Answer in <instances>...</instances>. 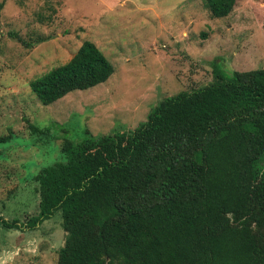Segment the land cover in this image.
<instances>
[{"label":"trees","instance_id":"obj_1","mask_svg":"<svg viewBox=\"0 0 264 264\" xmlns=\"http://www.w3.org/2000/svg\"><path fill=\"white\" fill-rule=\"evenodd\" d=\"M202 2L220 18L236 0ZM113 71L85 40L29 87L48 105ZM28 126L34 138L50 132ZM60 149L64 160L34 176L38 212L2 221L33 229L59 211L56 264H264V68L215 64L211 82L163 97L134 129L65 138Z\"/></svg>","mask_w":264,"mask_h":264},{"label":"rangeland","instance_id":"obj_2","mask_svg":"<svg viewBox=\"0 0 264 264\" xmlns=\"http://www.w3.org/2000/svg\"><path fill=\"white\" fill-rule=\"evenodd\" d=\"M1 1L0 134L11 129L13 136L0 145V264L57 263L65 239L59 211L33 229L2 221L21 224L38 212L34 176L64 160L62 139L134 129L163 97L211 82L215 64L264 68L262 0H236L220 18L202 0ZM85 40L113 73L43 105L29 81L66 62ZM28 123L50 132L34 138Z\"/></svg>","mask_w":264,"mask_h":264}]
</instances>
